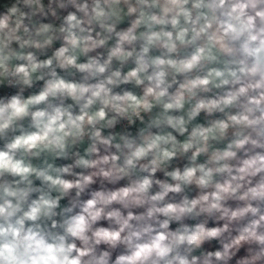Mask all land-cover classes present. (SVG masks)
I'll use <instances>...</instances> for the list:
<instances>
[{
  "label": "clouds",
  "instance_id": "9594fccd",
  "mask_svg": "<svg viewBox=\"0 0 264 264\" xmlns=\"http://www.w3.org/2000/svg\"><path fill=\"white\" fill-rule=\"evenodd\" d=\"M0 264H264V0H0Z\"/></svg>",
  "mask_w": 264,
  "mask_h": 264
}]
</instances>
